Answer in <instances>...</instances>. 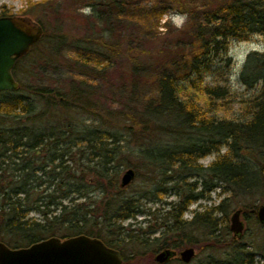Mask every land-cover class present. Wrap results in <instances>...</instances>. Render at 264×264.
Returning <instances> with one entry per match:
<instances>
[{"label": "trees", "instance_id": "trees-1", "mask_svg": "<svg viewBox=\"0 0 264 264\" xmlns=\"http://www.w3.org/2000/svg\"><path fill=\"white\" fill-rule=\"evenodd\" d=\"M92 1L91 16L98 22L103 9L113 13L123 7L116 0L105 6ZM178 9L187 15V24L174 49L157 59L161 70L149 81L154 94L135 93L140 105L134 106L133 97V108L110 113L113 123L100 109L92 82L52 89L18 80L23 60L44 56L37 49L41 39L16 61L12 75L19 89L0 92V243L20 249L53 237L85 235L118 251L122 264H140L166 249L178 255L187 247L198 251L188 264H254L255 254L264 259V242L259 250L246 251L227 219L234 200H264V53L248 54L238 76L239 84L254 93L246 118L215 121L188 94L196 92L209 104L229 96L228 87L203 86L204 76L216 62L230 67L226 53L231 41L264 35V0H202L179 3ZM11 15L0 11V17ZM57 38L58 44L65 41ZM84 51L74 60L76 73L101 79L102 69L88 61L90 55L102 58L104 53L93 47ZM142 74V67H134L133 85ZM208 155H216L210 165L197 164ZM124 169L144 178L151 197L126 194L119 183ZM189 179L193 181L187 183ZM168 183L178 190V201L145 208L141 200L157 204ZM197 188L201 190L195 193ZM217 189L228 196L194 211L190 220L182 219L191 204L208 200ZM93 193L99 201L92 200ZM241 207L244 217L254 215L253 203ZM138 216L144 217V230L121 226ZM173 259L164 264H184Z\"/></svg>", "mask_w": 264, "mask_h": 264}, {"label": "rangeland", "instance_id": "rangeland-1", "mask_svg": "<svg viewBox=\"0 0 264 264\" xmlns=\"http://www.w3.org/2000/svg\"><path fill=\"white\" fill-rule=\"evenodd\" d=\"M108 1L110 0H96L95 3L100 2L105 6ZM116 1L120 4L119 8L123 7L113 13L103 12V9L98 22L91 16L92 0H0V11L5 9L10 12L12 18L21 20L24 26L32 31L40 30L39 39L41 41L37 49L41 50L44 56L28 61L23 60L17 68L18 80L25 85L46 86L52 89L67 88L70 83L76 81L74 85H77L81 80L92 82L97 86L98 105L105 113V118L109 117L111 123L114 119L109 116L110 113L121 111L122 108L127 110L126 106L131 109L133 106L131 100L135 93L138 92L139 97L153 95L155 89L149 81L161 70L157 59L162 58V53L165 50L174 49L177 36L187 24L188 17L179 12V3L198 4L202 0ZM33 4H37L36 8L32 7ZM104 28L106 29L105 34L100 33ZM57 35H61L65 39L62 44L56 43L59 42ZM52 43L56 44L53 46ZM90 47L98 48L105 55L102 58H94L88 53V56L91 57L88 61L89 66L98 65L99 69L103 71L102 78L98 80L79 77L73 64L77 54L87 53L84 49ZM115 49L116 52L111 53V50ZM252 52L264 53V35H252L245 41H231L226 53V57L230 59V67L226 68L223 63L216 62L211 71L204 76L203 86L228 87L230 94L227 98L209 104L210 102H207L205 98L196 95V92H188L192 99L196 100L197 106L206 112L207 117H212L215 121H240L247 117L250 111L249 99L254 93L239 84L238 76L248 54ZM136 66L139 69L142 67L144 74H142L141 80L133 85L131 75ZM139 97L137 95L134 97L135 107L141 103L142 99ZM224 153L225 148L222 147L219 154ZM215 159L216 155H208L201 158L197 164L204 168ZM125 170L127 169H124L120 174L119 183ZM143 180L144 178L134 176L130 185L125 187L127 188L126 194L151 197L152 187L145 185ZM192 181L193 179H189L187 183ZM164 186L168 190L166 194L160 196L161 200L157 204L141 200L145 208H162V203L178 201L179 195L176 193L178 190L176 188L171 190L174 183ZM200 190L197 188L195 193ZM219 190L209 193L208 200H199L191 204L182 219L190 220L194 211L200 212L204 207L216 206L221 199L228 196V194L220 193ZM91 197L92 200H100L95 193ZM235 201L232 202L234 204L228 211V225H230L231 215L236 210H240V220L244 225L243 233L239 237L240 243L246 246V251L255 252L259 250L257 245L264 242V226L258 223L253 212V216L244 217L245 210L241 206L244 203H253L256 210L260 205H264V200L257 198L252 200L247 197L236 203ZM33 216L37 217L34 214ZM217 217L221 216L217 215ZM143 219V216H138L135 220L122 222L121 226L127 227L131 224L133 225L131 228L141 227L144 230L146 224L141 222ZM194 250L196 256L198 251ZM205 254H200L197 260L202 259ZM155 255L147 257L145 261L141 260L140 264H152L151 261L155 262ZM253 258L254 264H264V259L257 254ZM171 259L177 261L179 253Z\"/></svg>", "mask_w": 264, "mask_h": 264}, {"label": "water", "instance_id": "water-1", "mask_svg": "<svg viewBox=\"0 0 264 264\" xmlns=\"http://www.w3.org/2000/svg\"><path fill=\"white\" fill-rule=\"evenodd\" d=\"M39 35V29L32 31L18 25L11 17H0V92L19 89L12 70L16 61L38 41ZM134 176L132 169L125 170L120 186L130 185ZM252 212L258 223L264 226V205ZM240 214L241 211L236 210L229 220V229L235 238H239L244 230ZM175 255L174 251L166 249L156 254L154 260L157 264H164ZM194 257L192 247L179 252V259L184 264L190 263ZM0 264H122V258L118 251L101 240L79 235L64 240L53 237L20 249H11L0 243Z\"/></svg>", "mask_w": 264, "mask_h": 264}]
</instances>
